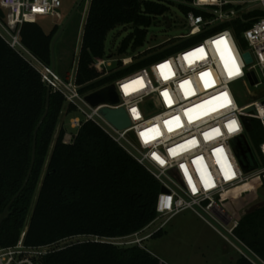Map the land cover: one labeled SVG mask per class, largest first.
I'll use <instances>...</instances> for the list:
<instances>
[{
  "label": "trees",
  "instance_id": "1",
  "mask_svg": "<svg viewBox=\"0 0 264 264\" xmlns=\"http://www.w3.org/2000/svg\"><path fill=\"white\" fill-rule=\"evenodd\" d=\"M191 1L90 0L77 57L76 83L83 86L81 91L93 92L160 55L172 53L175 48L147 58L146 52L138 53L132 65L118 70L121 67L118 61L106 76L94 67L96 59L105 58V39L110 31L130 26L131 32L120 42L117 54L134 52L145 43L147 29L155 19L169 16L170 6L174 5L185 14L191 9ZM263 14L256 9L223 27L230 28L241 48L246 49L242 32ZM0 19L4 22L2 9ZM58 30L55 25L46 33L37 21L25 22L20 27L19 40L33 57L50 66V44ZM45 98L46 85L39 72L0 36V214L26 177L33 130L43 114ZM63 105L60 94L50 93L48 113L36 136L30 177L0 225V248L16 244L27 219L24 243L39 246L79 235L124 238L145 228L156 216L159 182L94 123H84L70 144L63 143L66 129L61 127L49 153ZM65 110L63 122L73 114L72 107ZM249 138L258 152L264 134L255 120ZM159 234L160 231L153 236ZM235 234L264 261V203L239 218ZM43 263L158 264V261L136 245L122 247L87 240L55 247L43 258ZM234 264L251 263L240 256Z\"/></svg>",
  "mask_w": 264,
  "mask_h": 264
},
{
  "label": "built area",
  "instance_id": "2",
  "mask_svg": "<svg viewBox=\"0 0 264 264\" xmlns=\"http://www.w3.org/2000/svg\"><path fill=\"white\" fill-rule=\"evenodd\" d=\"M189 6L191 9L183 20L187 33L166 41L177 46L172 53L160 55L111 83L120 103L108 107L124 108L130 121V126L123 130L115 129L99 113L105 105L92 107L86 102L89 93L82 92L83 86L76 83L77 64L75 70L62 77L20 43L19 30L23 23L36 22L44 16L60 19L57 11L60 0H0V9L6 14L0 30L8 37L1 33L0 36L39 72L50 93L63 97L66 109L72 107L73 114L68 118L70 131L64 134L63 143L70 144L81 126L92 122L159 182L155 218L142 230L125 236L130 238L125 244L141 247L144 239L160 231L173 216L188 210L241 257L251 264H264L235 234L240 217L230 210L232 202L264 189V139L258 146L260 165L255 164L248 171L238 163L232 146L235 141L240 144L239 139L249 134L242 116L249 117L252 123L257 121L264 134V14L242 32L247 49H240L232 30L223 27L244 13L256 9L264 13V0H192ZM192 38H195L193 42H186ZM245 51L252 57L250 64L243 60ZM111 60V57L96 59L94 67L106 76ZM119 60L121 66L128 65L132 56ZM233 64L238 73L230 75V69L235 73ZM161 65L168 67L161 69ZM250 71L256 78L253 85L247 77ZM202 73L208 75L202 78ZM185 81L188 83L184 84ZM205 81L211 83L206 86ZM238 81L259 89L256 98L242 106L236 104L231 89ZM250 106L255 112L245 113ZM232 121H235L234 131L229 130ZM226 173L230 178H226ZM246 183H251L250 187L242 189ZM143 232L146 234L142 236ZM91 241L115 244L105 237L95 236ZM54 250L47 244L26 245L21 233L16 244L0 248V264H44L43 258ZM155 258L158 264H169Z\"/></svg>",
  "mask_w": 264,
  "mask_h": 264
},
{
  "label": "rangeland",
  "instance_id": "3",
  "mask_svg": "<svg viewBox=\"0 0 264 264\" xmlns=\"http://www.w3.org/2000/svg\"><path fill=\"white\" fill-rule=\"evenodd\" d=\"M60 1L61 7L57 10L60 15V19L53 16H44L37 18V23L41 25L42 29L46 33H48L50 29L55 25L60 28L79 0ZM89 1L90 0L82 1V3L79 5L78 9L74 13L73 17L71 18V20L69 21V23L67 24V26L65 27V29L63 30V32L55 43V70L56 73L62 77L65 76L67 73H70L71 71L75 70ZM168 17L172 22V26L170 28L166 29L164 23H162L161 17H158L147 29L146 40L143 46L135 50L134 52H127L122 55L117 54V49L122 39L131 32V27L119 26L110 31L105 39V58L111 56L112 59L110 61V67L114 66L118 61H120V58L126 57L128 55L132 56V62L128 65L121 66L118 70H122L132 65L134 63L133 57L138 53L146 52V56H144V58H147L152 55L159 54L167 48L176 49L177 46L173 47L172 42L166 41L175 38L180 34L187 33L186 27H184L183 23L184 14L174 5L170 6V12ZM0 22L2 24L6 22V14L4 22L1 19ZM0 33L8 37L6 33L4 32V34L1 30ZM194 39L195 38L189 39L186 42L191 43L194 41ZM237 44L239 48L242 49L238 41ZM34 65L39 68V66L35 62ZM42 71L44 72V70ZM231 89L235 97L236 104L238 106H242L253 101L256 98V92L259 91V89H256L252 86H247L241 81L234 83L231 86ZM63 106L64 107L60 115L61 117L56 125L51 140L49 153L60 128L64 127L66 131H70L68 128V121H62V116H64V110L66 109L65 105ZM239 143L240 144H238V141H235L234 143H232V146L233 149H235V156L237 158V161L243 168V170L247 171L246 169L248 167L251 168L255 164L257 166L260 165V158L258 156V152H256L253 148L252 143L250 142L249 134H246L243 138L239 139ZM37 191L38 187L36 193ZM263 203L264 189L262 188L254 194H248L238 199L234 207H230V210L233 211V213L236 212V214L241 217L248 210L254 207H258ZM33 204L29 211V217L33 208ZM27 223L28 219L25 223L23 230L21 231V233H24V235L27 229ZM180 224H183L184 226L186 225L187 227H185V229H182L184 226L181 227ZM204 225L205 224H203L199 219L191 215L190 212H184L168 221L164 225L162 234L160 236L154 237L153 235H155V233L149 238L144 239L140 243L141 247L137 244H125V242L130 239L125 237L118 239L111 238V242L113 240L115 245L122 247H130L136 245L142 249L146 248L147 251L152 252L159 259H162L168 262L169 264H225L224 261L226 257L224 254V242L217 235H212L211 232L207 229V226ZM153 227H150V229H153ZM149 230L146 232H149ZM145 234L146 233L143 232L142 236ZM94 237L95 236L92 235L73 236L66 239H62L60 241H56L51 244H47V246L48 248L53 249L57 246L92 240L94 239ZM257 263L261 264L259 262Z\"/></svg>",
  "mask_w": 264,
  "mask_h": 264
},
{
  "label": "water",
  "instance_id": "4",
  "mask_svg": "<svg viewBox=\"0 0 264 264\" xmlns=\"http://www.w3.org/2000/svg\"><path fill=\"white\" fill-rule=\"evenodd\" d=\"M83 0H79L78 3L75 5V7L72 9L70 14L67 16L66 20L64 23L61 25L55 36L53 37L51 44H50V53H51V70H55V54H54V47L57 39L73 17L74 13L78 9L79 5L82 3ZM162 21L165 22V28L168 29L171 27V21L168 16L162 17ZM111 56H109L110 58ZM243 60L246 64L252 63V57L248 51L243 52L242 54ZM247 77L249 79L250 85H253L256 83V78L255 74L253 71H250L247 74ZM49 95H50V87L47 85L46 86V98H45V107L43 114L41 115L39 121L37 122L34 130H33V139H32V146H31V157H30V165L28 168V171L26 173V177L24 179V182L19 189V191L12 197V199L9 201V203L6 205L4 208L3 212L0 214V225L3 221V219L7 216L8 213V208L12 204V202L15 200V198L19 195L21 190L25 187V185L28 182V179L30 177L33 165H34V160H35V148H36V136L39 127L41 126L43 120L45 119L47 113H48V108H49ZM85 100L87 103H89L92 107H96L99 105H105L99 110V113L103 116V118L110 123L115 129L117 130H123L126 129L130 126V121L129 118L126 114V111L122 107L118 108H110L108 106H117L120 103V99L118 96V93L116 91V88L114 84H109L104 87H101L88 95L85 96ZM245 113L248 112H255V108L253 106H250L245 109ZM242 121L245 125V129L247 132H250L253 129V123L251 119L247 116H242ZM165 189L162 187L161 191H164Z\"/></svg>",
  "mask_w": 264,
  "mask_h": 264
},
{
  "label": "crops",
  "instance_id": "5",
  "mask_svg": "<svg viewBox=\"0 0 264 264\" xmlns=\"http://www.w3.org/2000/svg\"><path fill=\"white\" fill-rule=\"evenodd\" d=\"M238 201V200H237ZM236 204V201H234V202H232L231 203V206L232 207H234V205ZM184 212H190V214L191 215H193L194 217H196L197 219H199L194 213H192L191 211H183V212H181V213H184ZM181 213H179V214H177V215H175V216H173L171 219H173L174 217H176V216H178V215H180ZM237 217H239L238 216V214H236V212L234 213ZM170 219V220H171ZM169 220V221H170ZM200 220V219H199ZM203 224H205L202 220H200ZM181 225V227H183L184 225L183 224H180ZM204 226H207V229L211 232V234L212 235H217L223 242H224V244H225V246H224V254H225V261H224V263L225 264H234L235 263V261H236V259H238L239 257H240V255L231 247V246H229L215 231H213L208 225H204ZM185 227H187L186 225L182 228V229H185ZM164 228V227H163ZM163 228L160 230V234L158 235V236H160L161 234H162V230H163ZM189 230V229H188ZM205 230V229H204ZM192 231V230H191ZM207 232V231H206ZM153 238V237H152ZM146 249V248H145ZM147 250V249H146ZM149 252V251H148ZM149 253H151L154 257H157V256H155L152 252H149ZM158 258V257H157Z\"/></svg>",
  "mask_w": 264,
  "mask_h": 264
},
{
  "label": "snow or ice",
  "instance_id": "6",
  "mask_svg": "<svg viewBox=\"0 0 264 264\" xmlns=\"http://www.w3.org/2000/svg\"><path fill=\"white\" fill-rule=\"evenodd\" d=\"M198 51H203L202 49H200V50H198ZM186 59H187V57H186ZM231 59V58H230ZM227 63V62H226ZM161 67V69H164V68H167L168 67V65H161L160 66ZM233 68L235 69V73L233 72V70L232 69H230L229 70V73H230V75H232V74H237L238 73V68H236V66H235V64H233ZM208 74L207 73H202L201 74V76H202V78L204 77V76H207ZM168 78V76L166 75L165 76V79H167ZM188 82L187 81H185L184 82V84H187ZM211 83V81H205V84H206V86H208L209 84ZM184 85L182 84L181 85V87H183ZM186 94H188V93H186ZM164 96H165V98H166V100H167V97H168V94L165 92L164 94H163ZM225 99H226V95H225ZM169 103H170V101H168ZM133 111L135 112V109H133ZM177 119V126H179V124H178V120H179V118H176ZM167 124H170L171 122H166ZM169 130H171V128L169 129ZM229 130L230 131H234L235 130V121H232V122H230V124H229ZM218 131V130H217ZM143 135V134H142ZM146 142H147V140H146ZM157 159H159L158 157H157ZM161 163H163V161H161ZM226 178H230V176L226 173ZM206 186H207V184H206ZM196 189H195V187H193V191H195Z\"/></svg>",
  "mask_w": 264,
  "mask_h": 264
},
{
  "label": "bare ground",
  "instance_id": "7",
  "mask_svg": "<svg viewBox=\"0 0 264 264\" xmlns=\"http://www.w3.org/2000/svg\"><path fill=\"white\" fill-rule=\"evenodd\" d=\"M250 185H251L250 183H246V184H245V185H243L241 188H242V189H247V188H249V187H250Z\"/></svg>",
  "mask_w": 264,
  "mask_h": 264
}]
</instances>
